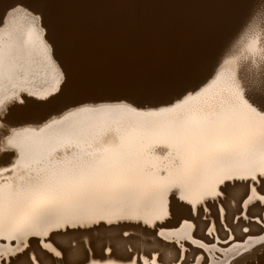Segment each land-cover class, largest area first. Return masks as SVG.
Instances as JSON below:
<instances>
[{"label": "bare ground", "instance_id": "6f19581e", "mask_svg": "<svg viewBox=\"0 0 264 264\" xmlns=\"http://www.w3.org/2000/svg\"><path fill=\"white\" fill-rule=\"evenodd\" d=\"M16 2L0 0V16ZM29 2L35 3L42 17L68 87L64 85L63 96L52 105L26 101L11 107L8 120H33L82 102L125 99L138 107L146 103L160 107L87 108L95 111L71 112L44 125L41 131L28 130L12 135L14 139L10 136L16 155L15 150L0 154V165L11 166V159L16 167L11 175L0 167V220L8 219L9 194L19 192L22 184L27 187L30 178L37 175L44 181L43 186L38 191L20 193L14 200L12 219L18 225L28 221L30 204H50L77 187L108 186L129 205L131 221L122 230L131 234L109 241L108 236L115 238L121 231L115 227L106 234L58 235L56 241L68 250L69 258L83 259L85 248L95 242L97 246H115L116 255L106 264H125L117 257L126 258L129 252L134 254L135 264H173L179 248L201 235V215L209 203L225 208L230 218L232 202L247 190L244 181L229 182L231 187L221 201L217 193L222 189L225 168L259 157L258 137H249L248 133H258L264 127V117L233 105L232 86L240 83L237 72L231 77L223 76L224 70L221 77L214 72L259 0ZM16 25L0 32V72L24 65L25 48L32 52L33 33L19 31ZM212 77L214 80L209 81ZM187 93L194 96L185 100ZM179 99L184 100L175 102ZM177 183L182 185L178 193L184 198L181 202L192 209L190 214L185 209L183 219L165 216L152 207L154 197L162 198L168 207ZM251 191L260 190L253 186ZM160 224L166 226L158 228ZM79 236L84 237V243L70 245V239ZM36 239L28 230L0 229V257L10 259L14 245H34ZM52 248L55 245L50 246V252ZM244 249H248L247 255L263 250L257 259L264 261V234L228 249L218 245L209 248L208 263L229 264V259ZM38 255L45 264H51L43 252Z\"/></svg>", "mask_w": 264, "mask_h": 264}, {"label": "rangeland", "instance_id": "374dc122", "mask_svg": "<svg viewBox=\"0 0 264 264\" xmlns=\"http://www.w3.org/2000/svg\"><path fill=\"white\" fill-rule=\"evenodd\" d=\"M34 15L40 17L39 28H33V25L29 24L30 22L27 23V20H25L26 23L24 24L23 18L19 16V13L14 12L12 8L7 11L5 22L0 23V32L1 30H8V27L11 29V27L13 28V25L17 24V27L14 26V28L19 29V31L24 33H26L25 31L28 30V33H33L32 35H34L32 48L33 53L28 51V48H25L27 59L23 61L24 65H20L21 67H18L20 70L18 71V68L14 69L16 70V73L12 69H7V72L5 71L6 74L3 71L0 72L2 74H0L2 76V78L0 76V81L2 84H0V92L1 94L4 93L3 95L6 94L5 101L4 96L2 95V97L0 94V154H6L7 152L12 153L13 150L16 149V147L13 145V140L11 139H14L17 134L27 132L28 130H37L38 132L40 129L45 127L44 125L48 126V123L52 122L53 120H60V118L62 119L66 116H69L72 114L71 112L75 114V111L78 113L81 112L82 109L97 108L106 105H127L134 108L139 106L133 101H127L125 99L120 101H105L97 103L82 102L72 105L71 107L62 111L53 112L47 116L33 120L31 119L21 122L12 120L10 121V119L8 120L7 115L9 114L8 112L10 111L11 107L13 108L16 105H20L18 98L23 99L24 96L27 95L29 99L41 101L43 99L50 98L52 95H59L60 90H63V87L66 83L65 70L55 55L53 45L48 39L47 30L42 17L37 12L34 13ZM13 16L17 17V21H13ZM21 21L24 25H21ZM7 24L10 26H5ZM262 63H264V0H259L253 14L248 18V20L234 36L229 46H227V48L224 50V53L222 54L217 67H215L214 72L217 77L222 76L223 70L225 73V75L223 73V76L230 75L231 77L234 72H237L236 75L238 76V81H240V84H243L244 81L241 79V77L248 79L258 77L259 67ZM8 71H10V73H8ZM212 80H214V77L209 79V81ZM5 81H8L6 82V87H4ZM2 89H4V92H2ZM192 95L194 96V93H187L183 98L185 99L187 96L193 97ZM187 98L185 100H187ZM184 99H179L175 102L181 103ZM159 107L160 105H151L146 103L138 108L152 109ZM10 136L13 138L10 139ZM10 141L11 143H8ZM9 147L14 149L11 151ZM13 153L16 155V150ZM262 196H264V193H261L260 191L252 192L246 190L237 200L232 202L233 213L230 218H228L225 208H222L221 210L215 202L209 203V206L204 210V212H202L203 215H201V220L204 223V228L201 232V235L197 238H193L191 241L188 240L184 246L180 248L178 247L181 251L176 253V257H179V259L175 258L173 264H204L205 259L208 261L209 248H213L215 245H218L222 249H228L232 245L243 244V241L255 235L264 234V231H262V229H264V219L261 218L264 217V205L261 207L254 206V203ZM224 199L225 196H222L221 201ZM225 207L227 208V206ZM128 234H131V232H128ZM84 240L85 239L83 236H79L70 239L69 242L70 245H78L83 244ZM81 241H83V243H81ZM26 246L14 245V252L12 254H14L20 247ZM242 250H240L237 255L238 257H241L240 252H242V255L244 256L241 264H264V261L261 262L257 259L258 256L263 253V250L255 253L254 255H247L249 252L248 249H244L246 253H244ZM219 255L220 253L218 256ZM237 256H235V258L232 257L229 259L230 262H233H229V264H234L235 259L238 258ZM0 264H2V261H0ZM216 264H226V262H220Z\"/></svg>", "mask_w": 264, "mask_h": 264}, {"label": "snow or ice", "instance_id": "6c2138e0", "mask_svg": "<svg viewBox=\"0 0 264 264\" xmlns=\"http://www.w3.org/2000/svg\"><path fill=\"white\" fill-rule=\"evenodd\" d=\"M10 7H12L14 12L19 13L20 17L29 21L35 28L40 27V17L34 15L38 11L34 2L17 0L16 4L10 5ZM6 15L7 12L4 16H0V23L5 22ZM16 19L17 17L13 16V21ZM241 79L244 81L243 84L236 83L232 86L234 88L233 105L243 112L258 113L264 117V63L259 67L258 77L252 79L241 77ZM65 87H68V85L65 84ZM192 90L196 91L195 88ZM61 96H63V90H60L59 95H52L50 98L39 102L34 99L29 100L27 95L23 99L18 98V102L20 105H24L25 101H28L29 104L45 106L52 105ZM82 111L95 110L82 109ZM248 135L249 137H258L260 145L259 157L258 159H250L227 166L221 177L223 184L221 191L217 193L218 196L227 195L231 187L229 182L237 180L244 181L248 191H251L252 187L256 186L261 193H264V127L258 133L249 131ZM161 150H166V146H161ZM8 163L11 166L0 165V167H3V170L11 175L16 165L12 163L11 159ZM240 171L246 172V175H236ZM20 179L23 180L24 178L21 177ZM43 184L44 181L37 175L30 178V183L27 187L22 184L19 192L9 194L8 219L6 221L0 220V229L28 230L37 239L34 245L29 243L26 247H20L14 254H10V259L0 257L2 264H45L44 259L38 255L40 252H43L51 260V264H106V261L114 257L116 255V248L112 243H100L97 246L95 242H90L85 248L83 259H70L68 250L57 243L56 237L67 232L81 233L82 235L94 233L106 234L110 233L115 227H120L121 231L115 238L108 236L107 239L109 241L128 237V232L122 230V228L125 223L131 221V216L128 215L130 208L126 201L116 195L115 189L104 185L74 188L61 199L50 204L40 207L30 204L28 221L23 225L16 224L12 219L14 200L20 193L38 191ZM181 188L182 185L180 183L175 185L171 193L169 205L166 208L162 198L154 197L152 201L153 209L172 218L183 219V213L186 208L190 214L192 211L191 207L182 203L181 201L184 198L178 194ZM262 205H264V196L254 203L255 207H261ZM261 218L264 219V217ZM165 226V224H160L157 227L162 228ZM154 234L159 235L158 232H154ZM40 237H43V239H40ZM52 245H55V248H52L50 252L49 249ZM148 255L151 258L152 254L149 253ZM117 259L124 260L125 264H135V257L131 252H129L126 258L117 257ZM162 259L163 257H161ZM243 259L244 256L242 255L234 264H241ZM204 264H208L207 259L204 260Z\"/></svg>", "mask_w": 264, "mask_h": 264}]
</instances>
